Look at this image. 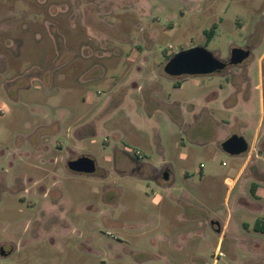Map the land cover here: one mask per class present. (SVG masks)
<instances>
[{
  "label": "rangeland",
  "instance_id": "374dc122",
  "mask_svg": "<svg viewBox=\"0 0 264 264\" xmlns=\"http://www.w3.org/2000/svg\"><path fill=\"white\" fill-rule=\"evenodd\" d=\"M262 219L264 0H0V264H264Z\"/></svg>",
  "mask_w": 264,
  "mask_h": 264
},
{
  "label": "water",
  "instance_id": "95a60500",
  "mask_svg": "<svg viewBox=\"0 0 264 264\" xmlns=\"http://www.w3.org/2000/svg\"><path fill=\"white\" fill-rule=\"evenodd\" d=\"M249 52L242 49L233 51L232 63L240 64L246 60ZM226 64L218 59L212 52L204 47L196 46L182 50L175 54L165 67V72L169 76L181 75H212L223 70ZM224 152L231 156H240L249 151V144L246 139L239 135H232L222 144ZM70 171L81 175H94L97 172V164L90 157H79L68 163ZM164 179H168V174H164Z\"/></svg>",
  "mask_w": 264,
  "mask_h": 264
},
{
  "label": "trees",
  "instance_id": "16d2710c",
  "mask_svg": "<svg viewBox=\"0 0 264 264\" xmlns=\"http://www.w3.org/2000/svg\"><path fill=\"white\" fill-rule=\"evenodd\" d=\"M216 27H217L216 25H213V27L210 29V31L206 32V39H207L208 43L212 40V38L214 36V32L216 30ZM255 188H256V185H253V187H252L253 193H255ZM254 230L256 232L264 234V219L256 221V223L254 225Z\"/></svg>",
  "mask_w": 264,
  "mask_h": 264
},
{
  "label": "flooded vegetation",
  "instance_id": "af4514ba",
  "mask_svg": "<svg viewBox=\"0 0 264 264\" xmlns=\"http://www.w3.org/2000/svg\"><path fill=\"white\" fill-rule=\"evenodd\" d=\"M235 49H238V48H233L232 50H231V59H230V61H225V63H226V67L223 69V70H221V71H219L218 73H224V72H226L227 71V69L229 68V67H231V66H235V67H237V66H240V65H242L243 63H245L246 61H248L250 58H251V56H252V50L250 49V48H246V49H243L244 51H247V52H249V56H248V58L246 59V60H244L242 63H240V64H233L232 63V57H233V51L235 50Z\"/></svg>",
  "mask_w": 264,
  "mask_h": 264
},
{
  "label": "crops",
  "instance_id": "0c3cea01",
  "mask_svg": "<svg viewBox=\"0 0 264 264\" xmlns=\"http://www.w3.org/2000/svg\"><path fill=\"white\" fill-rule=\"evenodd\" d=\"M180 87H182V86H180ZM260 103L262 104V102H263V99H262V95L260 96ZM62 114H64L63 112H61ZM251 152H252V149H251ZM243 155V154H242ZM241 156V155H240ZM97 170H98V167H97ZM253 185H256V188H255V193H254V195H257V193H258V184L257 183H255V184H253ZM253 187V186H252ZM253 193V192H252Z\"/></svg>",
  "mask_w": 264,
  "mask_h": 264
}]
</instances>
